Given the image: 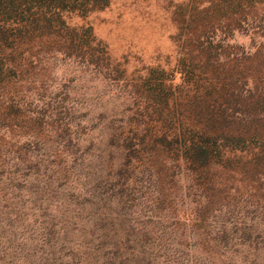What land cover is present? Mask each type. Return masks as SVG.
<instances>
[{
    "label": "trees",
    "instance_id": "1",
    "mask_svg": "<svg viewBox=\"0 0 264 264\" xmlns=\"http://www.w3.org/2000/svg\"><path fill=\"white\" fill-rule=\"evenodd\" d=\"M114 1L0 0V264H264V0L183 4L136 79Z\"/></svg>",
    "mask_w": 264,
    "mask_h": 264
},
{
    "label": "rangeland",
    "instance_id": "2",
    "mask_svg": "<svg viewBox=\"0 0 264 264\" xmlns=\"http://www.w3.org/2000/svg\"><path fill=\"white\" fill-rule=\"evenodd\" d=\"M190 1L115 0L108 9L92 14L89 22L95 37L107 45L112 59L123 65L130 79H136L149 67L177 68L183 55L176 39L178 23L174 13ZM228 42L246 49L252 47L251 35L242 32ZM89 76L94 78L91 87L96 88L98 95L110 89L96 76ZM180 77L177 74L176 83L180 82ZM104 105L112 109L107 101ZM99 135L96 130L92 138Z\"/></svg>",
    "mask_w": 264,
    "mask_h": 264
}]
</instances>
